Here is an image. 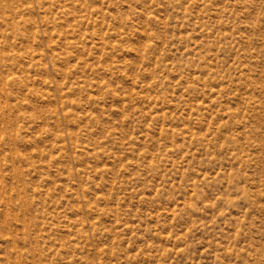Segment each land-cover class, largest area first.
<instances>
[{
	"label": "rangeland",
	"instance_id": "374dc122",
	"mask_svg": "<svg viewBox=\"0 0 264 264\" xmlns=\"http://www.w3.org/2000/svg\"><path fill=\"white\" fill-rule=\"evenodd\" d=\"M0 264H264V0H0Z\"/></svg>",
	"mask_w": 264,
	"mask_h": 264
}]
</instances>
